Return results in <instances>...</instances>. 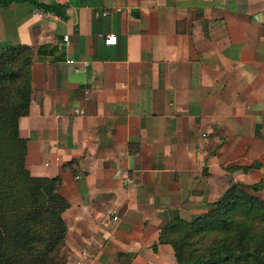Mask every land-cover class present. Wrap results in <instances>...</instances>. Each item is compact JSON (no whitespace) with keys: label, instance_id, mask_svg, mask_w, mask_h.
<instances>
[{"label":"crops","instance_id":"crops-1","mask_svg":"<svg viewBox=\"0 0 264 264\" xmlns=\"http://www.w3.org/2000/svg\"><path fill=\"white\" fill-rule=\"evenodd\" d=\"M36 1L62 15L0 9V54L34 49L19 132L61 178L67 264H177L167 221L264 185V0Z\"/></svg>","mask_w":264,"mask_h":264},{"label":"trees","instance_id":"trees-1","mask_svg":"<svg viewBox=\"0 0 264 264\" xmlns=\"http://www.w3.org/2000/svg\"><path fill=\"white\" fill-rule=\"evenodd\" d=\"M17 2L62 15L59 7L36 0H0V9ZM33 58L27 45L0 54V264H67L63 215L70 204L61 194V178L31 175L28 142L19 132L31 108ZM263 188L232 184L197 218L167 221L159 244L173 248L177 264H264Z\"/></svg>","mask_w":264,"mask_h":264},{"label":"built area","instance_id":"built-area-1","mask_svg":"<svg viewBox=\"0 0 264 264\" xmlns=\"http://www.w3.org/2000/svg\"><path fill=\"white\" fill-rule=\"evenodd\" d=\"M44 16L56 17V14L54 12H44V11L39 13V17H44ZM65 39L66 41H68L67 36L65 37ZM105 44L108 46L117 45V37L113 34L107 35L105 38ZM114 219L116 220L117 218H114Z\"/></svg>","mask_w":264,"mask_h":264}]
</instances>
